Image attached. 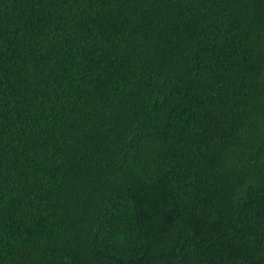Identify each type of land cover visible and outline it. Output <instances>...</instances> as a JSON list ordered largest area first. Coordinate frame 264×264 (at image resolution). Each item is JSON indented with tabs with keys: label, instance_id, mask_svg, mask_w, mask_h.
Masks as SVG:
<instances>
[{
	"label": "trees",
	"instance_id": "obj_1",
	"mask_svg": "<svg viewBox=\"0 0 264 264\" xmlns=\"http://www.w3.org/2000/svg\"><path fill=\"white\" fill-rule=\"evenodd\" d=\"M0 264H264V0H0Z\"/></svg>",
	"mask_w": 264,
	"mask_h": 264
}]
</instances>
